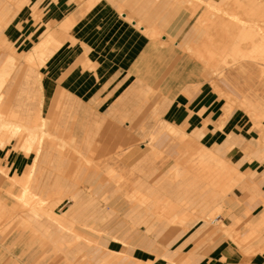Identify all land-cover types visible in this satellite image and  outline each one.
Segmentation results:
<instances>
[{"label":"crops","instance_id":"0c3cea01","mask_svg":"<svg viewBox=\"0 0 264 264\" xmlns=\"http://www.w3.org/2000/svg\"><path fill=\"white\" fill-rule=\"evenodd\" d=\"M17 1L22 2L20 9L9 15L11 20L0 34V71L10 54L7 46H13L22 56L33 50L46 31L60 39L62 45L42 65L22 62L9 78L12 99L20 95L29 103L40 99L42 106L38 114L31 116H25L24 108L19 112L9 108L0 111L3 121L0 170L7 168L14 181L19 178L23 183L30 173L31 191L40 169L50 163L57 169L67 166L63 165L62 156L63 151L69 150L79 160L73 167L78 166L77 173L81 172L82 187L76 191L69 184L64 186L58 177L49 191L45 192L42 182L34 193L38 197L56 193L51 198H57L59 205L70 201L63 215L50 208L44 210L48 220L58 227L57 232L54 229L50 233L55 258L46 260L34 254L28 259L29 250L21 237L15 250L10 251L16 254L20 249L19 256H15L17 260L8 259L3 252L0 264H60L59 254L68 255L66 247L83 238L84 251L79 264H264V65L240 61L220 69L218 76L204 77L203 66L182 47L190 46L188 41H198L197 34L205 31L197 24L199 14L191 15L192 11L179 0ZM15 7L12 0H0V13ZM138 21L141 29L135 27ZM144 27L163 32L164 43L146 36ZM167 36L170 43L164 41ZM218 89L230 98L225 120L226 100ZM159 92L162 95L158 96ZM158 114L187 135L198 132L200 144L215 149L216 154L228 161L235 175H243L238 182L240 186L224 198L225 213L217 216V222L224 224L222 229L219 223L197 224L190 234L181 236L171 246L133 224H144L148 231L156 230L155 220L162 222V230L174 225L156 215V200L180 204L171 217L181 219L182 226L190 210H200L203 219L219 204L218 190L205 191L206 184L199 176H187L179 168L171 169L181 177L173 181L178 183L176 189L172 184L148 186L137 180L139 175L133 180L125 179L117 168L109 163L100 164L93 156L99 147L98 133L92 135L96 121L110 127L112 132L106 134L113 136L111 145L117 155L128 153L124 168H141L138 159L142 156L154 161L162 155L161 151L171 154V145L161 141L173 138L153 127ZM255 115L262 119L254 120ZM16 116L27 124L39 117L47 119L49 131L51 124L56 127L62 121L61 127L69 130L67 139H62L66 145L53 144L50 132L51 138L46 137L38 149L29 150L26 134L6 132L2 127L14 125ZM147 122L149 125L145 126ZM148 135L161 138L154 148L144 146L145 152L141 153L136 147L137 137ZM125 136L131 137L127 143ZM52 148L60 151L55 157L50 156ZM108 169L119 172L121 183L116 180L118 174L112 177ZM8 185V179L0 171V187L6 189ZM131 185L142 193L147 190L144 193L149 198L147 204L132 205L134 202L129 200L132 191H128ZM165 191H173L177 196H161ZM203 207L209 209L202 211ZM73 223L82 235L74 230ZM224 228H229L232 235L226 234ZM252 232L260 234L248 239Z\"/></svg>","mask_w":264,"mask_h":264},{"label":"rangeland","instance_id":"374dc122","mask_svg":"<svg viewBox=\"0 0 264 264\" xmlns=\"http://www.w3.org/2000/svg\"><path fill=\"white\" fill-rule=\"evenodd\" d=\"M12 1L14 3H16L17 7H15V9H13V10L7 9L6 12L0 13V34L2 33L3 29L8 25L9 21L11 20V17H9V15H11V16L15 15L16 11L20 9V6L22 4V2H18L17 0H12ZM15 1H17V2H15ZM191 1L194 4H197V5H195V8L196 9L198 8V9H197L195 14L198 13L199 14L198 17H200L201 14H203L202 12H204L207 8V6L205 5L206 3H203L202 1L199 2L196 0H191ZM205 1H209V0H205ZM260 2H262L261 4L264 5V0H262V1L261 0H257V1H253V0H245V1L244 0H237L236 1V0H233L231 2V6H230V4L229 5L227 4L226 0H216V7H218V9L217 8H215V9L211 8L212 11H210L211 9L209 11L217 13V14L222 13L221 16L226 18V20L231 25V28L233 30V35H235V34L237 35L238 29L240 27L241 28L244 27L246 29L245 35H247V38H254L255 40L256 39L259 40L260 37L261 38L264 37V32H262V30L260 32V30H259V32L255 33L254 28L255 29H257V28L259 29L261 27L264 28V21L262 20V22H261L259 17H257V16L254 17L253 15H250V13H247V12L243 13V10L250 8V7L256 8V7H258V4H260ZM199 3H201V5H199ZM235 4H236V6L237 5L238 6L237 7L235 6V8H233V6ZM243 7H244V9H243ZM213 10H215V11H213ZM239 10L241 12H239ZM225 12H229L230 16L227 14L225 15L224 14ZM198 17H197V19H198ZM227 17H229V18H227ZM236 31H237V33H236ZM213 32H212L213 36L215 35L213 38H216L217 37L216 33H218L219 31L215 28V30H213ZM48 33H49V31H46L43 39L39 42V44L35 45V47L33 48L32 51L25 53L22 56H20L17 53L16 48H14L13 46L12 47L7 46V49H8V47H10L9 48L10 50L8 49L10 51V54H9L5 64H4V67L0 71V78L8 79V80H5V85L3 86L2 90L0 91L3 93V96L1 95V99H0V111H4V110L9 108L10 110L13 109V111L19 112V111H21V109L24 108L25 112H26L25 116H27V115L31 116L30 114H36L37 112H39V110H41L42 104H40V99L37 100V102H35V103H29L28 99L26 100V99H23L21 97L22 95H20V97L16 98L15 100L12 99L11 98V92H10L11 89L9 86V78L11 76L10 74H12V72L16 69V67L19 66L22 62H26V63H29L31 65H40V63L42 62L41 63V65H42L62 45V41L60 39H56L58 42H55L53 44V46L52 45L48 46L46 44V41L48 40V35H49ZM161 34L162 35H160L157 38V40L159 42H161L163 40L164 33L162 32ZM218 34L220 35L221 33H218ZM197 35L200 36V39L198 41H192V42L188 41V44H191V45L196 44V45L200 46L203 42V39L206 37V33L200 32ZM248 36H250V37H248ZM257 37H259V38H257ZM250 40L251 39H249V41L247 42V45L245 46L246 49L244 48L246 51L249 49V45L252 42V41L250 42ZM42 43H43V45H41ZM182 48L185 49L186 47H182ZM54 49H55V51H53ZM187 51L184 50V52H187ZM45 56L47 57V59ZM29 57H32V61L29 60ZM213 57H214V61H219L222 58L221 56H219V54H217L216 56H213ZM42 58H43V60H42ZM233 58H234V55H231L230 56V61L232 60L231 62H233ZM36 60H37V62H36ZM221 63L219 61L217 67H219V65H222L225 67L228 64V63L223 64V62H221ZM14 64H15V66H14ZM11 68H13V69H11ZM6 71H8V72H6ZM8 75H9V77H8ZM219 85L228 90V87L225 84L221 83ZM160 95H162V94L159 92L158 96H160ZM8 97L10 99V102L7 103ZM227 101L228 100H226V102ZM227 104H228V102H227ZM232 104L234 106L235 102H232ZM6 105H8L9 107L5 108ZM64 114H65V112L62 111L61 116L63 117ZM162 116H163V114H158L157 119L154 122L155 124L153 127H158L160 129L159 131L163 130L162 131L163 133L168 132L167 137L173 138V140H171V141H169V140L166 142H164V140L161 141L162 144L171 145V147H169V149H172L171 154H168V153L160 150L162 152V155L160 157H158L157 159H155L154 161H147L146 158H143V156L140 158V160L138 159V161H141L140 162L141 168H138L135 170H133L132 166L130 168H124L123 167V161L127 159L128 153H125L124 155H117V152L115 151L116 150L115 147H113V145H111L112 144L111 138L113 136L106 134V132H112L110 127H108L107 125H104L105 122H103V121H96V124L94 125V129L92 131V135H93V133H98L96 135V143L99 147L97 148V151L93 155L94 158H96L97 162L100 164L109 163L113 167L117 168L118 171H120L123 175H125V177H126L125 179L128 178L129 180H133V179H136V176L139 175L140 177L139 178L137 177V180H143L144 182H146V184L148 186H154L155 184H157V185H159V184L160 185L172 184V188L176 189L178 183L173 182V181L180 180V178H181V177L177 176L176 172L173 173V171L177 168H179L181 170V172H183L187 176H190V175L199 176V174L202 175L203 172L206 173L207 172V169H206L207 164H205L203 166L201 161H200L201 155L203 154L202 151H203L204 145L200 144V141H198V140H200V138L197 137L198 132H195L194 134L187 136V134L185 133L186 134L185 135L183 133L184 131L179 127H176L177 131L175 129H171L172 126L167 128V126L170 123L168 124V122L164 121ZM253 119L257 120L256 118H253ZM261 119L262 118H258L257 121L259 122ZM0 122L2 123L3 121L0 120ZM61 125H62V121H60L56 125V127L55 126L52 127V124L50 125V132H52L53 138H54L53 144L66 145V144H64L62 139H67L66 135L69 134V130H67L66 128H62ZM97 125H99V127H97ZM148 125H149V123L147 122L145 126H148ZM171 125L174 126V124H171ZM159 126H161V128ZM53 128H54V130H53ZM166 130H167V132H166ZM11 131H12V128H7L6 132H11ZM14 131L15 130H13L12 132H14ZM175 132H178V133H175ZM180 132H181V134L182 133L183 134L180 135ZM23 133H26V131L23 130ZM126 137L128 138V136H125L124 138L126 139ZM129 138H131V137H129ZM129 138L126 139L127 140V141H125L126 143L129 141ZM137 138L139 140L136 141V144H137L136 147L139 148L141 153H144L145 150H143V147L145 146V148L147 149V145H148V149L154 148V144L156 142L157 143L159 142V139L161 138V136L148 135V136L137 137ZM114 139H116V137H114ZM194 140L196 141V144L193 143V142H195ZM197 146H199L200 148L202 147V148L198 149L199 147H197ZM69 148L70 147H68V149ZM17 149H19V148H17ZM58 149H59V147H58ZM211 150L216 154L215 149H211ZM197 152H199V153H197ZM58 153H60L59 150L52 148L50 156L55 157L56 155H58ZM144 156H145V154H144ZM218 156L220 158H222L220 155H218ZM62 158L64 159V160H62V163H64L63 165H67V166H63V167H60L57 169L55 167H51L53 164L50 163V164H48L49 165L48 167L40 169L41 173L39 172V174H37L35 181L32 183L33 187L31 189V192L26 193V195H28V194L30 195L31 193H33V194L36 193L35 191L37 190V186L40 187L42 185L40 183H42V182H43V188H44L45 192L49 191V188L51 186H53V182L55 180H57L58 177L64 186L65 185L67 186L69 184L71 186V188H74L76 191H80V189H81L80 187H82V184H81L82 179L80 176L81 172H80V174L77 173V172H79L78 166H76V168L73 167V165H78L79 160L77 158H75V154L69 150H66L65 152L63 151ZM222 159H224V158H222ZM205 166H206V168H205ZM215 167H217V166H215ZM172 168H173V171L171 172ZM193 168H196L197 172H195V170H193ZM203 168H205V171ZM110 169H113V168H110ZM110 169H108V171ZM224 169H225V172L227 174L229 169H226V168H224ZM198 170H200L201 172H199ZM0 171L6 177V179H8V182L10 184V185H8V187L6 189H4L3 187H0V198H1V200H0V222L2 221V219H4L5 221L7 220L6 222L2 221V224H0L1 225L0 226V258L3 256V252H4L8 256L7 257L8 259L11 258V259L16 261L17 258L15 256L16 255L19 256L20 249L18 248V251L16 252V254H13L10 251L15 250V245L17 242H20L21 237H23L25 239L24 240L25 246L29 250L28 259L31 256H33L34 254L40 256V258L44 257L46 260H51L52 258H55L56 257L55 256L56 255L55 254L56 249L50 241V233L53 232L54 229L57 232L58 227L48 220L44 210H47L48 208H50L56 214L63 215V213L68 209V207L70 205V201H65V202L61 203V205H59L60 203H57V198L56 199L51 198V195L57 196L56 193H55L56 195L53 193L52 194L50 193L51 194L50 196H41L39 198L29 196L31 198H27V199L23 200L22 196L25 194L24 188H25L26 183L20 182L21 179H19V178H18L19 181H17V180L14 181V179H12V177H10L9 170L7 168H4L3 170H0ZM198 172H199V174H198ZM103 173H104V177H105L106 173L105 172H103ZM230 173H231L232 177H234V181L232 183H230L232 185H230L229 182L227 183V187H229V188H226V187L224 188L225 183H226L225 179H223L224 177L222 178L223 182H219L220 185L217 183L218 185L216 186L214 184L211 185V183H209L210 185H208V182H210V181L205 180L203 178L204 177L203 175H202L203 177L200 176V179H202V181H204V183L206 184V186L204 187L205 191H208L209 188L210 189L212 188V189L218 190V193H220V195L218 197L219 204L215 207L216 211L218 212L217 215H215L209 219H207V218L201 219L200 216L203 213H201L200 210H198V211L190 210V212H189L190 214L188 216L187 222L185 223V226H182V225H180L182 223H179V224L169 225L166 227L165 230H162V225H161L162 222L157 221V220H155V222H154L155 226H156V230H154V231H148L147 226L144 224H133V225L144 227L148 233L156 235V237H158L162 241L167 242V245H169V246L177 244L180 241L181 236L190 234L189 232L193 228H195L197 226V224H204L205 226H211V225L219 223L218 227H220V229H222L221 227H223L224 224H223V222H217V218H218L217 216L218 215H224V213H225L224 198L228 195L229 192H232L235 187L240 186V183H238V181H240L241 178L238 175H235V171H233V170H231ZM116 180H118L119 183H121L122 177L120 176V174H118V177L116 178ZM110 181H113V179H110ZM124 187H126V184L124 185ZM134 189H135L134 185H131L128 187V191H132V193L129 195L130 202L131 203L134 202L132 205H134L136 203H140L143 200L146 201V199L142 198L141 196L144 195V193L147 190L143 191V193L142 192L137 193ZM174 189H173V191H174ZM172 192H166L165 191L164 193H162L160 195L163 197H165L166 195H169L172 197L177 196V194H175L174 192L172 195ZM130 196H131V198H130ZM132 196H133V198H132ZM2 197L3 198L4 197H10L12 200L8 199V198L3 199ZM131 199H132V201H131ZM136 199H137V201H135ZM163 199H166V198H163ZM34 207L35 208L37 207L36 208L37 209L36 214L33 211ZM50 209H48V210H50ZM142 209L146 210L145 207H142ZM205 209H209V208L207 207ZM205 209L203 207L202 211ZM174 210H176V209H174ZM181 226L185 227V228H187V227H190V228L187 231L183 232L181 230V228H182ZM22 227L25 229V231H23V232H21ZM73 228H74V223H73ZM47 229H49L48 230L49 232L47 231ZM224 229H226V228H224ZM74 230H75V228H74ZM76 232H78V231H76ZM224 232L226 233V231H224ZM63 233L65 235H68V231H66V230H64ZM2 234H3V236H1ZM79 234L82 235V233H79ZM259 234L260 233H258V232H252L248 235V239L256 238V236H258ZM231 235H229V236H231ZM74 237L75 236L71 237L72 240ZM82 243H85L84 238L77 241V242L74 241L72 245L67 246L66 247V250H67L66 254H68V255L65 256L63 254H59L60 264H79V261H80L81 257L83 256L82 254L84 251V247H81ZM87 244H89V242ZM30 264H32V262Z\"/></svg>","mask_w":264,"mask_h":264},{"label":"bare ground","instance_id":"6f19581e","mask_svg":"<svg viewBox=\"0 0 264 264\" xmlns=\"http://www.w3.org/2000/svg\"><path fill=\"white\" fill-rule=\"evenodd\" d=\"M96 1V0H95ZM196 1H202L203 3H206L205 5L207 6L206 10L204 12H202L203 14H201L200 17H198L197 19V24L200 28H203L205 33H206V37L203 39V42L200 46L198 45H190V46H187L184 50L187 51L186 54L190 57V58H193L195 59L196 61L199 62V65H202L203 66V69L204 71L206 72L204 77H209V78H213L214 76H218L220 73H219V70L220 69H223V68H228L229 66L231 65H234L235 63H238L240 61H253V62H258V63H261L262 65H264V37H260V39H254V38H247V35H245L246 33V29L244 27H240L238 29V33L237 35H233V30L231 28V25L229 24V22L226 20V18H224L221 14H217V13H214V12H210L212 11L211 8H217L216 7V0H209V1H205V0H196ZM227 1V4L231 6V2L233 0H226ZM237 1V0H236ZM245 1V0H244ZM253 1H257V0H253ZM262 1V0H261ZM179 2L185 7V8H188L189 10H191V15L192 13L195 14L197 9L195 8V5L197 4H194L192 3L191 0H179ZM262 2H260V4H258V7L254 8V7H250V8H247V9H244L243 7V13L244 12H247V13H250V15H253L254 17L257 16L259 17V19L264 21V5L261 4ZM95 4V3H94ZM90 5V4H89ZM199 5H201V3H199ZM198 5V6H199ZM203 5V4H202ZM226 5V4H225ZM233 5V4H232ZM246 5V4H245ZM91 6V5H90ZM236 4L233 6V8H235ZM238 6V5H237ZM236 6V7H237ZM222 8V7H221ZM211 9V10H210ZM225 9V8H224ZM210 10V11H209ZM215 11V10H213ZM219 11V10H218ZM239 12H241L239 10ZM225 15H229V12H225L224 13ZM223 14V15H224ZM131 15V14H130ZM224 15V16H225ZM249 15V16H250ZM126 16V15H125ZM128 16V14H127ZM131 16H129V18L127 17V19L129 20ZM235 17V16H234ZM133 18V17H132ZM229 18V17H227ZM232 18V17H231ZM134 19V18H133ZM132 19V20H133ZM235 19V18H234ZM233 19V20H234ZM256 19V18H255ZM131 20V19H130ZM129 20V21H130ZM242 20V19H241ZM240 20V21H241ZM245 20V19H244ZM248 20V19H247ZM137 23V22H136ZM242 23V22H241ZM136 24H134L135 26ZM142 26L141 22L138 21L137 23V28L141 29L140 27ZM252 27V26H251ZM258 27V26H257ZM215 28L219 31L218 33H221L220 35L218 33L217 34V37L216 38H213V30H215ZM60 30V29H59ZM264 32V28H257L255 29L254 28V32ZM143 33L146 35V36H149L151 39H154V40H157V38L162 35L161 31L159 29H151V28H148V27H144L142 29ZM56 32V31H55ZM214 33V32H213ZM250 33V32H249ZM48 40L46 41V44L49 46V45H52L55 43V42H58L54 36H53V33H48ZM258 34V33H257ZM250 37V36H248ZM257 37V38H259ZM170 37L167 36V39L164 40L165 42L167 41L168 43H170ZM250 40V45H249V49L246 51L245 49V46L247 45V42ZM163 41V40H162ZM161 41V42H162ZM166 42V43H167ZM164 42H162L161 44H163ZM174 43V42H173ZM39 44V43H38ZM59 44V43H58ZM249 44V43H248ZM43 45V43L41 44ZM57 45V44H56ZM46 46V45H45ZM186 46V45H185ZM40 47V46H39ZM38 47V48H39ZM47 47V46H46ZM53 48V47H52ZM57 48V47H56ZM245 48V49H244ZM248 48V47H247ZM48 49V48H47ZM187 49V50H186ZM52 50V49H51ZM55 51V49L53 50ZM53 53V52H52ZM217 54H219V56H221L222 58L219 60L220 63L223 62V64L225 63H228L225 67L222 66V65H219L218 66V63L219 61H214V57L213 56H216ZM231 55H234V58H233V62L230 61V56ZM38 57V56H37ZM46 57V56H45ZM34 58V57H33ZM39 58V57H38ZM35 59V58H34ZM47 59V57H46ZM45 59V60H46ZM29 60L32 61V57H29ZM43 60V58H42ZM12 61V60H11ZM230 61V62H229ZM13 62V61H12ZM35 62V61H34ZM37 62V60H36ZM87 62V60H86ZM91 62V61H89ZM42 63V62H41ZM40 63V65H41ZM88 63V62H87ZM222 64V63H221ZM84 65V64H83ZM92 65V64H91ZM13 66V65H12ZM15 66V64H14ZM87 67H89L88 65H86ZM85 67V66H84ZM15 68V67H14ZM91 68V66H90ZM212 70H211V69ZM13 69V68H11ZM7 70V69H6ZM5 71V70H4ZM8 72V71H6ZM11 73V72H10ZM11 75V74H10ZM3 77V76H2ZM9 77V75H8ZM5 80H8V79H2L0 78V91L2 90L4 84H5ZM215 85V84H214ZM218 93L219 95H221L225 100H228V104L226 102V106L225 108L223 109V111H225V117L223 118L224 120L228 117V113H229V110H230V105H229V95L225 92H223L222 90L218 89ZM1 95L3 96L2 92H0V99H1ZM234 102V100H233ZM254 118H256L258 120V118H260L259 115H255ZM221 119V120H223ZM16 120V123L14 125L10 124V125H2V127H5L6 129L7 128H12V131L15 130L13 133H23V130L26 131V133H23V134H26L27 136V143H28V149L29 150H33V149H38L39 145L42 143V141L46 138V137H50L51 138V133L49 131V120L47 119H43L41 117H39L38 119H36L35 121H33L32 123L30 124H27L25 123L21 118H19L18 116H16L15 118ZM222 122V121H221ZM223 123V122H222ZM169 124V123H168ZM167 124V125H168ZM221 125V124H220ZM223 125V124H222ZM221 125V126H222ZM171 127V129H176L177 126H173L171 124H169L167 126L168 127ZM161 128V126H159ZM221 130V129H220ZM169 131V130H168ZM167 132V130H166ZM168 133V132H167ZM170 133V132H169ZM175 133H178V132H175ZM185 134V132H183ZM182 133V134H183ZM181 132H180V135H182ZM176 135V134H175ZM186 135V134H185ZM184 135V136H185ZM192 135V133H191ZM188 136V135H187ZM182 138V137H181ZM195 141V140H194ZM199 141V140H198ZM2 143V142H1ZM196 144V141L193 142ZM202 148V147H201ZM200 147L198 149H201ZM157 150V149H156ZM198 151V150H197ZM159 152V151H158ZM203 154L201 155V163L202 165L204 166L205 164H207V168L205 166V168L207 169V172H203L202 176L201 174H199V172H201L200 170H198V174H199V177L202 176L205 180H208L210 182H208V185H210L209 183H211V185H218L219 182H223V179H225V186L224 188H229L227 187V183L229 182L232 183L234 181V177H232L231 175V170L234 171V169L232 167H230L228 164V161L220 158L217 154H215L211 148H208L206 146L203 147ZM199 153V152H197ZM159 156V155H158ZM200 158V157H199ZM198 159V158H197ZM199 162V161H198ZM200 166V165H199ZM217 166V167H215ZM220 166V167H219ZM197 168V167H196ZM196 168H193V170H195V172H197ZM201 168V167H200ZM199 168V169H200ZM205 168L204 171H205ZM229 169L228 170V173L226 174L225 172V169ZM189 170V169H188ZM191 170V169H190ZM110 175L112 177H116L117 174L114 170H110ZM195 174V173H194ZM205 174V175H204ZM207 174V175H206ZM239 175V174H238ZM30 176L31 174L29 173L28 174V177L26 179V181L24 183H26L25 185V188H24V195L22 196V199L25 200L27 198H31L29 196H32V197H35V198H39L37 195L31 193L30 195H26V193H30L31 191L29 190V180H30ZM243 176V175H242ZM242 176L239 175V177L242 179ZM201 177V178H202ZM224 177V178H223ZM238 177V178H239ZM207 178V179H206ZM223 178V179H222ZM240 179V180H241ZM236 182V181H235ZM239 182V181H238ZM218 183V184H217ZM237 184V183H236ZM220 185V184H219ZM232 185V184H230ZM234 186V185H233ZM218 188V187H217ZM222 188V187H221ZM220 188V189H221ZM137 193H139L140 191L138 190H135ZM225 191V190H224ZM141 193V192H140ZM134 196V195H133ZM132 196V198H133ZM136 196V195H135ZM142 198L146 199V201H141L140 203L145 205L148 203V200L149 198L146 197L145 195H142L141 196ZM131 198V196H130ZM137 198V197H136ZM139 198V197H138ZM43 200V199H42ZM137 201V199L135 200ZM24 202V201H23ZM22 202V203H23ZM42 202V201H41ZM44 202V201H43ZM19 203V202H18ZM36 203V202H35ZM24 204V203H23ZM26 204V203H25ZM34 204V203H33ZM156 205H157V209L155 211L156 215L157 216H160V217H163L164 219L168 220L169 222H171L172 224H179L182 222L181 219H177L176 217L172 218L171 217V213H173L174 211H176L178 208H180V204L178 203H175V202H171L169 200L167 201H159V200H156ZM23 206V205H22ZM27 206V205H26ZM29 206V205H28ZM37 208V207H36ZM35 207L33 208V211L35 212V214L37 213L36 212V209ZM164 208V209H163ZM176 209V210H174ZM21 210V209H20ZM19 211V210H18ZM22 211V210H21ZM51 214V213H50ZM218 212L216 211V209H213L212 211H210L208 214H206L203 218H211L215 215H217ZM8 219V218H7ZM13 219V218H12ZM213 219V218H212ZM2 221H5L4 219H2ZM2 221L0 222V224H2ZM7 221V220H6ZM5 221V222H6ZM11 222V221H10ZM182 225V224H180ZM1 226V225H0ZM231 229V228H230ZM234 232V231H233ZM238 232V231H237ZM226 233L228 235H231V232L229 230V228H226ZM82 236L79 235L78 236V239H80ZM230 238V237H229ZM234 238V237H233ZM232 240V239H231ZM93 241V240H92ZM235 241V240H234ZM96 243V242H95ZM238 243V242H236ZM239 244V243H238Z\"/></svg>","mask_w":264,"mask_h":264}]
</instances>
